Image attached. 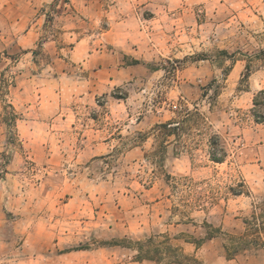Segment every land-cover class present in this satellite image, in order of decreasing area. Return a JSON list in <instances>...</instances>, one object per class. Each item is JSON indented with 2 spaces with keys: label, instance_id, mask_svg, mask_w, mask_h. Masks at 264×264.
Here are the masks:
<instances>
[{
  "label": "rangeland",
  "instance_id": "rangeland-1",
  "mask_svg": "<svg viewBox=\"0 0 264 264\" xmlns=\"http://www.w3.org/2000/svg\"><path fill=\"white\" fill-rule=\"evenodd\" d=\"M80 1L91 9L0 0V264H167L166 246L160 259L146 246L154 258L140 261L130 241L169 235L178 247L204 238L209 224L244 233L264 197V123L252 114L264 90V0ZM125 18L132 27L113 25ZM138 27L149 29L129 48L141 45V54L115 56L124 45L103 35L126 43ZM89 35L91 48L78 49ZM103 66L112 82H95L109 76L95 75ZM23 81L20 109L11 99ZM80 87L89 90L80 107L77 98L55 114L27 106L40 88L51 104ZM167 122L175 132L159 127ZM213 138L223 162L211 159ZM241 181L248 194L237 197L230 186ZM144 214L153 228L137 231ZM225 236L204 246H225Z\"/></svg>",
  "mask_w": 264,
  "mask_h": 264
},
{
  "label": "crops",
  "instance_id": "crops-1",
  "mask_svg": "<svg viewBox=\"0 0 264 264\" xmlns=\"http://www.w3.org/2000/svg\"><path fill=\"white\" fill-rule=\"evenodd\" d=\"M96 1H99V0H96ZM119 2L120 3L124 2L123 4L127 5L128 3L130 4L131 0H128V2H125L124 0L123 1L119 0ZM119 2L115 3L113 6L116 7ZM77 3L80 4V7L78 4H75V6L77 8H79V10L89 9V8L91 9L92 1H90L88 3H87V1L81 3V1L78 0ZM81 5L83 7H81ZM147 5H153V3H148ZM147 5H144V6L146 7ZM124 21L125 22H122V24L116 22L113 25L116 27H120L121 25H123L126 30H127V26L132 27L131 24H129L131 19L125 18ZM151 23L154 24L153 21H151ZM114 26H113V29H114ZM139 27H141V26H139ZM139 27H138V30L141 29ZM113 29H111V30H113ZM143 29L144 30H139V31L138 30L135 31V29H134L135 33H133V36L131 38L133 40L126 38V40H125L126 43L119 42L118 40H108L109 39V38H107L108 34H106V33L103 35V39H106L108 42L110 41V43L117 45V47H119V45H124V46L119 47V48H121V50H120V52H119V50L116 51L115 56L117 54H120L121 57H125V56L137 57L138 53L141 54V51H142L141 47H143V46L138 45L134 49H132L131 47L129 48V46H131L133 43H137V41H140L143 43V39H139V37L140 36L144 37V34L146 33V29H149V27L143 28ZM111 30H109L107 32L110 33ZM111 35H112V33H111ZM110 37H113V35ZM92 39L93 38L90 35L86 38L80 39L78 42L77 48L78 49H81V48L90 49L91 43L95 42V40H92ZM93 56H92V58H93ZM120 56L115 57V59H119ZM92 58L86 62V65H88L89 67L94 65V63L91 61ZM73 59H75V58H73ZM110 63H111V61H110ZM102 72L105 73L104 75H109V76L107 78H104V79L98 78L95 80V82H97L98 80L106 81V82H112V78L110 75L114 74V70L111 68H106L103 66V68H101V70L95 72V75L102 74ZM234 72L236 73V68L233 69V73ZM82 88L83 87L78 88L77 91H75V89H73V88L69 89V92H67V97L69 96L68 100L61 99L57 95L55 101L52 102L51 104H47L44 101V92L43 91H46V90L40 88L39 91H42V94L36 92V96H38L39 98L37 97L36 100H34L36 102L33 101V104H31V105L27 104V106H29L30 108H33V107L37 108L38 107V109H41L40 110L41 114L44 112V110H42V109H45L44 107H50L52 109V114H55L59 111L60 112L63 111L66 104H69L70 102H72V100L77 98V103L79 104L78 106L80 107V105H83L84 102H87V95H84L83 93H85L86 91H88V93H89V90H87V89L82 90ZM26 90H27L26 83H25V81H23L22 84L15 87V91L13 92L14 97H13V99H11V102L16 107H19L20 109L23 106H25L24 101H23V96H24V93L26 92ZM35 90H38V89H35ZM35 103H37V104H35ZM27 106L25 108H27ZM47 119H48V117L44 116V118L42 120H40V122L45 123V121ZM62 120L66 121L67 119L62 118ZM27 122H31V121L28 120L27 118H24V117L22 119H19V121H18L17 127L19 129V133H20L21 137H25L27 135L28 131L26 130V128H28V127H26V125H25V123H27ZM236 196L240 197L241 195H236ZM159 203H160V201H159ZM9 209H12V208L10 207ZM158 217H159V224L158 225L160 226L163 223L162 221H163L165 215H160L158 213ZM135 218L138 219L137 221L141 222V224L139 223V226L136 229L137 231L138 230L142 231L144 229V227H146V225L142 226V223H148L149 224V226H148L149 230L151 228H153L151 226V223H149L150 219H149V216L147 214L141 215L140 217L136 215ZM239 219L240 218H236V221H238ZM155 223H157V222H155ZM166 229L168 230L169 228H165V230ZM170 235H172V234H170ZM172 240H173V243L176 244V241L181 240V239H176L172 236ZM213 240L214 239H209L205 243H203V245H201V246H196V245L192 246L191 242L184 241V239H183V242H179V244L181 246H178V247L186 255L195 256L196 258L203 261L204 264H264V249L263 248L255 250V251H251L249 249L240 250L237 253H235L232 257H230L228 255V252H227V249L225 246H204L208 241H213ZM138 264H148V263H138ZM149 264H153V263H149ZM171 264H179V263H171Z\"/></svg>",
  "mask_w": 264,
  "mask_h": 264
},
{
  "label": "trees",
  "instance_id": "trees-1",
  "mask_svg": "<svg viewBox=\"0 0 264 264\" xmlns=\"http://www.w3.org/2000/svg\"><path fill=\"white\" fill-rule=\"evenodd\" d=\"M264 52V50H262ZM252 74V69H251V62H248L246 64V71L242 75V79L247 80ZM252 114L255 117V121L257 123H264V90H260L258 94H256L254 98V106L252 108ZM173 122H167V123H161L159 124V127L163 128L166 132H175L177 129V126H172ZM211 145L215 150L217 151H211V159L216 162H223L225 160L224 154L218 155V151H222L223 153L225 152L223 148H218V144L215 138L211 140ZM217 148V149H216ZM246 183L244 181H241L240 184H238V187L236 188L235 186H230V191L234 195H241V194H248L247 191L241 189L242 187H245ZM256 209H260L261 212L257 213L256 211L252 214L251 218H245V231L241 235H231L227 234L226 232L223 231L222 228L218 227L215 228L211 224H209V228L212 230H208L206 233V236L201 239H197L191 242H194L196 246H201L203 243H205L206 240L213 239L215 237H219L220 235H226L225 236V247L227 249V252L229 253L230 251V246L233 248V253H237L241 249H248V246L251 245H260L264 244V197L260 203L255 206ZM159 237H163V240H158ZM117 241V240H116ZM126 241V240H124ZM130 241V240H128ZM130 243L135 244L138 246V256L137 260H143L144 258H154V256H151V248H145L146 246H155V255L157 257L162 258L160 253V247L159 246H166L167 250H170L171 254L173 255L171 260L167 262V264L171 263H179V264H186L183 262L180 258L179 255L182 254L184 258L188 260H193L197 264L199 263V260L194 256H189L186 255L185 253L182 252V250L174 245L171 241V238L169 235H151L145 240H136L133 241L131 240ZM106 245H121V246H127L125 244H121L119 242H108ZM229 255V254H228ZM156 259V258H155ZM157 259V261L159 260Z\"/></svg>",
  "mask_w": 264,
  "mask_h": 264
}]
</instances>
